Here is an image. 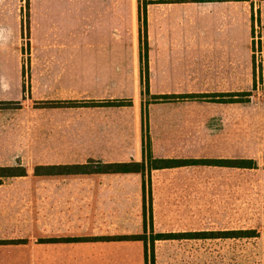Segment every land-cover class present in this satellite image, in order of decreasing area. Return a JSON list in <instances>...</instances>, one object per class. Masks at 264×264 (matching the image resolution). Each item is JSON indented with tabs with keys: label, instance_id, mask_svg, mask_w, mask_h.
Segmentation results:
<instances>
[{
	"label": "rangeland",
	"instance_id": "obj_1",
	"mask_svg": "<svg viewBox=\"0 0 264 264\" xmlns=\"http://www.w3.org/2000/svg\"><path fill=\"white\" fill-rule=\"evenodd\" d=\"M261 3L3 0L0 167L26 175L0 179V264H145L142 242L106 240L142 233L143 196L155 233L250 235L156 241L154 264H264L262 40L251 26ZM114 28L116 75H130L131 47L139 87L40 78L56 65L54 76L95 79L110 62L98 44ZM144 149L254 167L34 175L38 166L141 162Z\"/></svg>",
	"mask_w": 264,
	"mask_h": 264
},
{
	"label": "trees",
	"instance_id": "obj_2",
	"mask_svg": "<svg viewBox=\"0 0 264 264\" xmlns=\"http://www.w3.org/2000/svg\"><path fill=\"white\" fill-rule=\"evenodd\" d=\"M146 93L148 86L144 87ZM90 163L77 165H58V166H38L34 169V175L51 176V175H76V174H122V173H143L151 172L157 169L177 168L185 166H214L236 169H252L254 163L250 159H180V158H162L154 159L150 156V152L145 150L142 152L141 162H124V163H101L95 168L90 167ZM26 175V170L21 166L0 167V179L23 177ZM142 189L145 190V181H142ZM147 220L149 221L150 235L147 236ZM153 212L151 201L148 207L145 199H142V233L134 235H126L119 237H109L106 240L110 241H140L143 244V256L145 264H154V244L156 241H170L182 239H203L206 236L211 238L220 237L238 238L250 237L249 233L244 231H227V232H195V233H155L153 230ZM148 254L151 259L149 262Z\"/></svg>",
	"mask_w": 264,
	"mask_h": 264
},
{
	"label": "crops",
	"instance_id": "obj_3",
	"mask_svg": "<svg viewBox=\"0 0 264 264\" xmlns=\"http://www.w3.org/2000/svg\"><path fill=\"white\" fill-rule=\"evenodd\" d=\"M3 0H0V56L3 55V38H4V21H3ZM102 8H107V7H112V6H101ZM260 10V13H258V11ZM105 13L107 15L111 14L113 17L115 16V14L111 11H106L104 10ZM136 14L137 11H132L130 13V20L131 22L136 21ZM255 26L258 28V26L260 25V30H261V40H262V50H261V56H262V75H263V80H264V0H262L261 5H256V9L254 7V9H252V17H251V26ZM115 27V26H114ZM115 28L113 30V32H111V36L108 37L106 36V38L103 39V41L101 43L98 44V49H102V53H104V55H106V57L110 58V62L109 60L106 61V64L103 66L102 64H100L102 67H99L98 70L96 68V70L98 72H96L94 75V78L92 77V79H81V78H76V77H71L69 79L66 78H61L60 74H57L56 76L52 75L50 72L52 69L58 68L56 65H49L48 66V70H44L42 73V76L40 78L43 79H47V78H52V79H60V80H85V81H94L97 82L94 84V86L96 87H114V86H130V87H139L140 86V73L138 72V70H136L135 68H133L134 64L133 61H135V54L134 52L131 50L132 48L130 47V54L127 52L124 54L125 58L127 56H131L130 58V62H128V64H126L127 68H125V72L130 71V75H126V76H119L116 75V70H122L120 69L118 66H120V62L116 64L115 61V45H116V41L114 40V32H115ZM129 54V55H128ZM160 70V69H159ZM158 70V71H159ZM158 71L156 72V78L159 77L158 75ZM46 72V74L44 73ZM120 72V71H118ZM86 77V76H83ZM3 70H2V62H0V86H2V82H3ZM87 78V77H86ZM89 78V77H88ZM91 78V77H90ZM128 79L129 83L128 84H114L113 82L121 80V79ZM135 108V106H134ZM115 110V111H114ZM118 112L121 113L122 109L121 107L118 109H108V112ZM90 112H98V113H103L106 112L104 111V109H98V108H93L92 110H90ZM116 112V113H117ZM122 114V113H121ZM114 163H124V162H114ZM180 168H184V167H177V168H166V169H157L154 171H166V170H171V169H180ZM122 174H141V173H122ZM79 175V174H76ZM115 175V174H114ZM142 175V174H141ZM141 189H142V183H141Z\"/></svg>",
	"mask_w": 264,
	"mask_h": 264
}]
</instances>
